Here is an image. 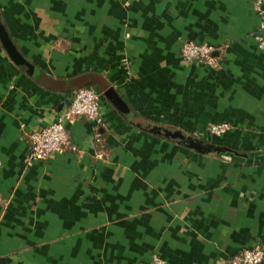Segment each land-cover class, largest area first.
Wrapping results in <instances>:
<instances>
[{"label": "crops", "instance_id": "crops-1", "mask_svg": "<svg viewBox=\"0 0 264 264\" xmlns=\"http://www.w3.org/2000/svg\"><path fill=\"white\" fill-rule=\"evenodd\" d=\"M255 1L0 0V264H230L264 247ZM185 40L209 44L215 64L182 60ZM82 87L102 94L103 124L78 118L75 150L25 163L29 132ZM217 122L230 130L210 135Z\"/></svg>", "mask_w": 264, "mask_h": 264}, {"label": "built area", "instance_id": "built-area-1", "mask_svg": "<svg viewBox=\"0 0 264 264\" xmlns=\"http://www.w3.org/2000/svg\"><path fill=\"white\" fill-rule=\"evenodd\" d=\"M254 11L258 21L253 33V40L256 48L264 53V0L255 1ZM180 56L187 63L208 66L215 64L212 47L204 42L185 40L181 45ZM101 95L91 87L79 88L73 94L71 101L52 122L29 132L28 154L25 156L24 162L35 163L64 154L68 147L75 150V146L70 144L67 126L78 118L85 119L94 126L102 125ZM230 128L231 125L228 122H217L209 125L208 132L210 135L220 136ZM263 261L264 247L256 244L235 254L230 260V264H261ZM152 264H163V260L158 256H153Z\"/></svg>", "mask_w": 264, "mask_h": 264}, {"label": "water", "instance_id": "water-1", "mask_svg": "<svg viewBox=\"0 0 264 264\" xmlns=\"http://www.w3.org/2000/svg\"><path fill=\"white\" fill-rule=\"evenodd\" d=\"M0 40L3 44V46H8L10 44V39L8 36V33L3 25V23L0 20ZM104 95L114 104H119L120 103V98L118 97V94L113 88H108L106 91H104ZM151 132H155L157 134H163L166 137L172 138V139H177L181 141L185 146L188 148H192L200 153H217V154H224V153H234L232 149L215 144L212 142H208L204 139L198 138V137H193V136H188L183 134L182 132L178 130H170L166 128H161V127H153L150 129Z\"/></svg>", "mask_w": 264, "mask_h": 264}, {"label": "trees", "instance_id": "trees-1", "mask_svg": "<svg viewBox=\"0 0 264 264\" xmlns=\"http://www.w3.org/2000/svg\"><path fill=\"white\" fill-rule=\"evenodd\" d=\"M161 137H163V136H161ZM163 138H165V137H163ZM167 139H170V138H167Z\"/></svg>", "mask_w": 264, "mask_h": 264}]
</instances>
